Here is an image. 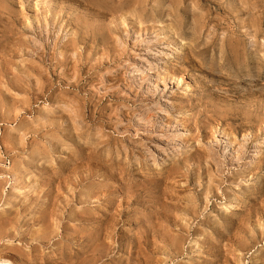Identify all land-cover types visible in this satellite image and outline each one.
Wrapping results in <instances>:
<instances>
[{
    "label": "rangeland",
    "instance_id": "1",
    "mask_svg": "<svg viewBox=\"0 0 264 264\" xmlns=\"http://www.w3.org/2000/svg\"><path fill=\"white\" fill-rule=\"evenodd\" d=\"M0 264H264V0H0Z\"/></svg>",
    "mask_w": 264,
    "mask_h": 264
},
{
    "label": "bare ground",
    "instance_id": "2",
    "mask_svg": "<svg viewBox=\"0 0 264 264\" xmlns=\"http://www.w3.org/2000/svg\"><path fill=\"white\" fill-rule=\"evenodd\" d=\"M35 186V185H34Z\"/></svg>",
    "mask_w": 264,
    "mask_h": 264
}]
</instances>
